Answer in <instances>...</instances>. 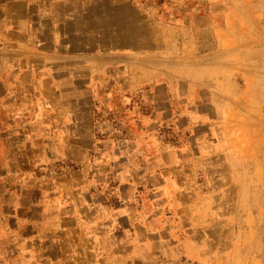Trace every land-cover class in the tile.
Wrapping results in <instances>:
<instances>
[{
  "label": "rangeland",
  "instance_id": "374dc122",
  "mask_svg": "<svg viewBox=\"0 0 264 264\" xmlns=\"http://www.w3.org/2000/svg\"><path fill=\"white\" fill-rule=\"evenodd\" d=\"M139 1L143 3L142 9L145 13L157 21L154 23L152 20L158 26V38H162L163 42L166 41L165 36H173L176 43L183 40L184 43H199L204 49L210 47L209 38L202 37L205 34L203 31L205 24L202 22L195 24L193 21V17L204 14L206 9L211 11L215 9L207 8L210 0ZM221 1L234 6L243 23L240 32L244 36L239 40L236 50L237 69L236 72L232 70L235 73L234 81L232 85L218 89L225 101L221 108L211 112L209 123L195 128L194 133L200 139L205 136L207 138V134L212 133L205 142L211 156L203 164L195 160H191L190 163L187 161L188 158L178 151L175 157L182 163L174 167L172 173L179 180L182 179L181 174H188V181L178 182L174 186L190 192L192 210H195L190 219L183 214V225L205 229L207 247L205 252L198 250L203 252L202 264H264V0ZM3 2L4 0H0V15ZM17 8L21 9L14 7ZM96 9L98 8L95 7V12ZM220 9L221 7L213 13L218 14ZM193 25L197 28L198 32L194 30L199 33L200 38L193 36L191 32ZM117 43L118 38H114L110 32L101 39L94 37L90 46L101 54H94L88 59L62 56L61 64L64 68L78 66L77 71L71 72L77 78L69 81L63 78L62 95L60 98L55 96L57 100L52 103L33 102L32 88L30 89L29 85L17 90L15 98L24 99L21 105L15 104L17 109L20 106L16 112L21 114L20 117L17 114L16 120L19 122L17 124H22V128H28L32 133L23 136L9 135L12 143L26 145L23 149L12 150L9 158H6L12 160L11 165L10 167L5 165L4 160V164L0 165V176L9 173L8 176H20L25 178L26 182L23 184L13 180V177H10L7 183L5 180L1 181L0 225L7 224L13 232L15 230L22 232L23 236L35 235L37 226L29 224L43 221L41 215L43 206L31 207L29 203L39 204L43 191L39 183L32 182L33 178L36 181L37 177H43L45 185L50 190L61 174L74 176L78 184L74 194V199L77 200L71 201L73 206L70 210H80L77 217L64 223V226L71 228L76 226L73 225L76 222L80 235L73 241V234L62 232L60 238L66 246H70L72 242H75L74 246H77V241L79 244L81 241L85 242V222L92 214L84 215L83 210H97L90 208L91 205L103 204L109 210H133L125 203L135 197L140 198L142 204L151 207H147V210H169L165 207L167 206L165 197L161 193L154 194L166 187L170 189L169 182L151 177L149 181L143 180V174L150 170L154 172L155 166L153 164L142 166V160L138 164L136 158L129 161L124 159L128 157H123V154L135 156L133 147L126 145L128 140L133 141L134 137L130 129L146 122L145 118L152 109L145 103L144 98L148 97L149 93L146 88H140L131 94L132 103H125L120 98L123 91L118 93L117 68L121 59L108 53L117 49ZM71 49L80 50V44H77V48ZM84 64L91 65L94 71L83 70ZM93 72L92 82L86 76ZM91 83L92 89L86 86ZM181 90H184L183 86ZM47 92L50 91L46 89ZM166 95L164 88H158L157 96L160 100ZM9 105L13 107L14 102ZM175 105L178 108L181 106L179 103ZM166 107L167 104L162 103L157 104L154 109H157L159 114ZM53 111L60 112L63 115L62 119L57 121H51L53 118L45 119ZM69 111L74 113L72 122L77 124L76 128L70 127L73 123H70L66 115ZM92 112L94 119L89 116ZM45 113L44 119L38 117ZM168 117L167 114L160 116L162 119L159 123L157 121L154 127L158 128L159 139L167 142L172 148H177L186 142V136L180 134L178 130L188 125L182 117L172 121L166 119ZM44 122L49 128L43 132L37 124ZM13 124L16 126V121H13ZM92 127L93 133L90 132ZM71 129L74 132L70 134ZM212 147L216 151H213ZM217 150H220V155ZM147 153L153 158L154 151L147 150ZM119 156L123 161H119ZM123 170L133 171V176L141 178L140 183H132L134 187L120 184L119 173ZM22 187L25 189L22 190ZM6 191L8 194H4ZM182 201L181 203L185 204V196ZM183 210L190 209L185 207ZM93 215L95 217V213ZM168 217L171 216L166 218L160 213L157 216L160 220H170ZM110 220L102 227L100 224L97 225L93 235L95 242L98 233L105 236L104 238L108 237L107 240L111 244L105 248L112 251L113 241L117 239L116 233L119 232H112V226H115V230L117 227L116 223ZM89 225L92 227L91 223ZM124 225H128L127 218L122 222V226ZM183 234L195 240H198L200 235L196 229L184 231ZM8 236L9 233L6 236L0 232V238L5 239L4 243L0 242V264H5L1 258L10 255L9 251H13V246L9 247L12 249H4V245L9 242ZM43 238L47 244L53 243V232L51 230L45 232ZM54 246L51 245L52 249L45 247V254L54 256ZM191 251L196 254L197 249L191 248ZM184 261L183 264H198L190 258L188 260L184 258Z\"/></svg>",
  "mask_w": 264,
  "mask_h": 264
},
{
  "label": "crops",
  "instance_id": "0c3cea01",
  "mask_svg": "<svg viewBox=\"0 0 264 264\" xmlns=\"http://www.w3.org/2000/svg\"><path fill=\"white\" fill-rule=\"evenodd\" d=\"M143 6L139 0H4L1 5L0 165L4 164L5 160V165L10 167L12 160L7 159L12 150L23 149L26 145L12 143L9 135L23 136L32 133L28 128H22V124H17L19 122L16 118L19 113L16 111L20 106L17 109L15 104L21 105L24 102V99L15 98L17 90L29 85V88H32L33 102L46 104L56 101L55 96L60 98L62 95L63 78L66 81L77 78L71 72L78 70V66L64 68L61 57L88 59L94 54H101L100 51L95 52L90 48L93 39L94 37L101 39L111 32L114 38H118V43L117 49L108 53L117 55L121 59L117 68V88L118 93L123 91V96L120 97L119 94L118 96L123 102L132 103L131 94L140 88H146L149 93L148 97L144 98L145 103L152 109V113L150 112L145 118L146 122L130 129L134 137L133 141L128 140L126 145L133 147L135 156L123 154V157H128L124 159L129 161L136 158L138 164L142 160V166L145 164L155 166L154 172L150 170L143 174V180L149 181V177L159 178L171 185L170 189L166 187L154 193L156 195L161 193L165 197L167 201L165 207L169 210H147L146 208L150 206L142 204L141 199L135 197L125 203L133 210H109L103 204L91 205L90 208L97 210H83L84 215L92 214L91 217H87L88 222L87 220L85 222V242L82 243L80 240V244L76 242L77 246H74L75 242L66 246L60 238L62 232L73 234V241L80 237L76 222L73 223L76 225L74 227L64 226L68 219L72 221L80 211L70 210L73 206L71 201L77 200L74 199V194L78 184L72 174L65 176L61 174L49 190L43 177H37L36 181L33 178L32 182L39 183L43 192L39 204L32 202L29 205L41 208L43 206L41 212L43 221L29 224L37 226L35 235L29 237L23 236L22 232L16 230L13 232L7 224L0 225V232L6 236L9 233L7 239L9 242L4 245V249L13 246V249L9 248L13 250L9 251L10 255L1 258L5 264H183L184 258L202 264L204 259L202 254L207 247L205 229L183 225V214L190 219L195 210H192L190 192L174 186L178 182L187 183L188 174H181L182 179L179 180L172 171L182 163L175 157L178 151L186 156L190 163L191 160H195L203 164L211 156L205 142L212 133L207 131L209 133H206L207 138L205 136L200 139L195 134V128L209 123L211 112L222 107L225 99L219 94L221 92H218V89L233 84L235 76L233 71L236 72L238 61L236 50L239 40L244 36L240 32L243 23L234 6L225 4L221 0H210L207 8L213 7L217 10L221 7L220 12L215 14L213 9L212 11L206 9L204 14L193 17L195 24L197 22L205 24L203 29L205 34L202 37L209 38L210 47L207 50L199 43H184L183 40L181 43L179 41L176 43L173 36H165L166 41L163 42L162 38H158V26L154 24L157 21L153 16L145 13ZM95 7L98 8L96 12ZM191 27L193 36L198 38L197 28L194 25ZM78 43L80 50L71 49L77 48ZM82 69L87 72L94 71L89 64L82 65ZM86 77L93 82L94 72ZM86 86L92 89L93 84ZM158 88H164L167 94L162 100L157 96ZM46 89L51 92V96L50 92L46 93ZM12 102H14L13 107L9 105ZM162 103L167 104V107L158 114V110L154 108ZM178 103L181 104L180 108L175 105ZM164 114L169 116L166 119L170 121L178 119L177 117L186 120L188 126L178 130L180 134L186 136L184 145L172 148L157 137L159 132L154 125L157 121L160 122L159 120L162 119L160 116ZM45 115L46 113L38 117L44 119ZM66 115L72 124L74 113L69 111ZM89 116L94 119L93 112ZM62 117L60 112L53 111L45 119L53 118L51 121H57ZM13 121H16V126ZM37 125L43 132L49 128L45 122ZM70 127L76 128L77 124L73 123ZM55 128L56 126L53 127ZM73 132L71 129L69 133ZM90 132H94L93 127ZM3 136L7 139L5 140ZM212 149L216 151L214 147ZM147 150L154 151L153 158L148 155ZM219 152L220 150H217L218 155ZM121 160L123 161L119 156V161ZM132 163L136 166L134 161ZM132 172L123 170L119 173L120 184L131 186L132 183H140L141 178L137 179ZM8 174L0 176V183L4 180L7 183L9 178L13 177V180L25 184V178L8 176ZM23 189L25 188L22 187ZM4 194H8V191ZM184 196L185 204L181 203ZM185 207L190 210H183ZM158 213L164 214L166 218L171 216L168 217L170 220H160L157 218ZM125 218L128 225L122 226ZM110 219L117 227L115 230V226H112V232H119L116 233L117 239L113 241L112 251L105 248L111 244L107 240L108 237L104 238L105 236L98 233L95 242L93 235L97 225L100 224L102 227L105 223H109ZM190 229H196L201 235H198V240L183 234ZM49 230L53 232V243L47 244L43 235ZM1 241L4 243L5 239L0 238ZM51 245H55L54 256L45 254L44 248L52 249ZM191 248L197 249L196 254L192 253Z\"/></svg>",
  "mask_w": 264,
  "mask_h": 264
}]
</instances>
